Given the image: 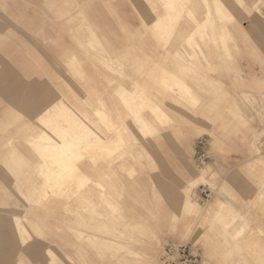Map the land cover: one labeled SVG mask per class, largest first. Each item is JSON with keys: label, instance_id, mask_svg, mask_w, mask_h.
Returning a JSON list of instances; mask_svg holds the SVG:
<instances>
[{"label": "rangeland", "instance_id": "1", "mask_svg": "<svg viewBox=\"0 0 264 264\" xmlns=\"http://www.w3.org/2000/svg\"><path fill=\"white\" fill-rule=\"evenodd\" d=\"M166 1L0 0V264H149L145 250L162 264L168 243L197 249L199 264H264V0H191L170 14L171 32ZM127 100L162 112L142 110V128ZM62 101L128 141L78 161L89 178L78 192L50 190L37 168L38 132L80 131L63 115L36 120ZM202 137L209 157L198 164ZM198 171L185 191L196 208L170 204L166 186L179 192Z\"/></svg>", "mask_w": 264, "mask_h": 264}, {"label": "crops", "instance_id": "2", "mask_svg": "<svg viewBox=\"0 0 264 264\" xmlns=\"http://www.w3.org/2000/svg\"><path fill=\"white\" fill-rule=\"evenodd\" d=\"M219 6H220V4H219ZM173 9L174 10H178V13H179L181 11H184L185 8L183 6L182 7L181 6L180 7L177 6V7H174V8L167 7V10H168V12H167L168 17L167 18L168 19L165 18L164 15H159V16H162L161 17V22L162 23L166 19L169 20V22H168L169 26L167 25L169 32H171V30L175 27V24L179 20V15L175 16V18H171L170 14H172V12H174ZM42 13L46 14L43 11H42ZM55 14L57 15V11L55 12ZM171 19H173L174 22ZM170 20H171V22H170ZM45 23H46V21L44 20V18H41V23L40 24L42 25V27L45 26ZM177 52H178V50H177ZM35 87H36V84L34 83V84H32V86H29L28 88H31V89L35 90ZM15 94H17V92ZM61 103H65V102L62 101ZM61 103L59 105H56L55 102H52L50 105L45 107L42 111H40L35 116L36 120H38L40 122H43V123H47L48 120L49 121L53 120V118L55 117L54 116L55 110L56 109L62 110ZM127 104L131 105V106L134 105L133 106L134 108L140 107L139 108L140 110L142 109L143 105H145V104H140L138 101H135V100H132V101L127 100L126 101V105ZM70 109H71V111H73L72 114L64 113V116H65V118L67 120H68V118H70L72 116H75V114H77L74 110H72V108H70ZM70 119L72 120V122L74 123L75 126H76V124L79 126L78 123L74 122V119H72V118H70ZM81 120H83V119H81ZM145 120L147 122V125L151 124V121H149L146 118H145ZM81 126H82V124H81ZM85 126H88V128H90L93 132L96 133V130L93 129L90 125L85 123ZM125 127L128 128V126H125ZM62 131H66V129H62ZM85 133H86V129L83 128L82 129V135H85ZM123 133H124L123 130H117V129H115L112 133H110L111 134L110 136H108V135L106 136L105 133L104 134H100L99 133L98 134L97 143L93 142L92 148H90L89 145H86V146L82 145V146H84V147H82L83 150H81L80 152H76L75 150H73V148H74V146H73L71 148V150H69L70 151L69 153L67 151L65 153V155L64 154L63 155L62 154H60V155L57 154L56 155L57 152L54 153L53 146H56L58 144H62L63 145V143L70 144V146H72V145H74V142H72V141L70 142V138H67V137H66V139L64 141L61 138L62 132L59 135L60 139H55V138H52L51 136H49L45 129H42L40 132H38V138L36 139V141H37V149H38V152L40 153V155H39L40 161L38 162V165H37L38 167L37 168H38V170H40V174H43V172L46 171V173L48 174L49 178L51 177L50 180H48L47 182L44 183V186H47V187L50 188V190H52L53 186L56 185L57 192H58V190H60L62 192H66V191L72 189L71 188L72 187V183H75L76 192L81 190L89 182V178H88V176L85 173H83L80 170V166L78 164V161H80L85 155H87L89 160L92 162V165H94L96 163V156L97 155H101V154H103L105 152H107L108 155H110V156L113 155V153H115V150L117 148L116 144H118V142H119V137ZM253 137L254 136H250L249 137V143L250 144L255 142V140H253L254 139ZM56 160H57V162H56ZM43 163L46 164L47 168H42L41 167V165ZM110 163H111V161H110ZM56 172L61 174V175H64L63 177H66L65 180H61L60 179L59 181H57L56 178L52 177L53 176L52 174H54ZM198 181H203V175H202V173L200 171H198L196 176H194L190 180H188L187 183L184 185V187L179 192L175 191L174 189H172L169 186H166V188H165L166 189V194H167V197H168V200H169L170 204L176 205L178 202H180V207H183L184 206V199L186 198L185 197V194H186L185 191H187L189 188H194ZM102 190L103 189H101V191ZM219 203L220 202L217 201L214 204V206L219 205ZM212 210H213V208H212ZM212 210H209V212H212ZM0 223H2V222L0 221ZM27 233H28V236H30L29 232H27ZM23 238H24V240L28 241L26 236H24ZM27 241L23 242V245H24V243L26 244ZM133 252L134 253L136 252L135 253L136 255H140V252H138L136 250H134ZM144 255H148V251L145 250ZM138 259L139 258H135L133 260V263L134 264H138L139 263Z\"/></svg>", "mask_w": 264, "mask_h": 264}, {"label": "bare ground", "instance_id": "3", "mask_svg": "<svg viewBox=\"0 0 264 264\" xmlns=\"http://www.w3.org/2000/svg\"><path fill=\"white\" fill-rule=\"evenodd\" d=\"M252 1V0H251ZM167 2V3H166ZM164 4H165V6L167 5V7H169V8H174V7H176L177 5H179L180 4V2H178V0H167ZM236 2V1H235ZM192 3V1L191 0H186L185 2H184V8L186 9V11L190 8V4ZM160 4V3H159ZM183 4V3H182ZM182 4H180V5H182ZM163 6V5H162ZM162 10V9H161ZM173 11H175L174 9H173ZM155 18H153V20H154V22H155V24L157 25V26H160L161 25V17L162 16H159L158 15V17L157 16H154ZM171 18H175V16H171ZM171 20H173V19H171ZM171 20H170V22H171ZM168 22H169V20H168ZM173 22H174V20H173ZM171 24V23H170ZM169 26V25H168ZM192 34H194V33H192ZM191 35V34H190ZM156 37V36H155ZM189 37V36H188ZM160 43V42H159ZM163 44V43H162ZM167 46V45H166ZM165 46V47H166ZM107 54V53H106ZM108 56V55H107ZM106 57V56H105ZM108 57H110V56H108ZM103 59V58H102ZM101 59V64H102V61H104V60H102ZM69 61V60H68ZM75 62V61H74ZM68 63V62H67ZM104 63V62H103ZM111 63H112V61H111ZM107 64V63H106ZM171 64V63H170ZM70 66H71V64H69ZM77 65V64H76ZM157 65V64H156ZM155 65V66H156ZM176 65L178 66L179 64H178V62L176 63ZM104 66V65H103ZM69 67V66H68ZM107 67V66H106ZM122 67V66H121ZM168 67V66H167ZM73 68V67H72ZM158 68H159V66H158ZM179 68V67H178ZM108 69V68H107ZM123 69V68H122ZM109 70H111L110 68H109ZM113 70H115V69H113ZM125 70V69H124ZM127 70V69H126ZM118 71V70H117ZM176 71H178L177 69H176ZM116 72V71H115ZM123 72H125V71H123ZM127 72V71H126ZM166 72V71H165ZM174 72H175V70H174ZM120 73V72H119ZM119 73H117V75L119 74ZM156 73V72H155ZM124 74V73H123ZM184 74V73H183ZM180 76V75H179ZM121 77V76H120ZM179 79V78H178ZM130 83V82H129ZM153 83V82H152ZM179 83V82H178ZM106 84V83H105ZM118 84V83H117ZM107 85H108V83H107ZM106 85V86H107ZM142 85V84H141ZM110 86V85H109ZM109 86H107V87H109ZM156 86V85H155ZM200 86V85H199ZM112 87V86H111ZM114 87V86H113ZM182 87H183V85L181 86V88L180 89H182ZM110 89V88H109ZM184 89H185V93L188 91V90H186V88L184 87ZM112 89H110V91H111ZM181 91V90H180ZM182 92V91H181ZM127 93H128V91H127ZM188 93V92H187ZM186 93V94H187ZM122 94V93H121ZM123 94H126V93H123ZM121 96H123V95H121ZM124 96H126V95H124ZM128 96V95H127ZM151 96H153V94L151 95ZM120 97V96H119ZM154 97V96H153ZM152 97V98H153ZM124 98V97H123ZM122 98V99H123ZM151 98V97H150ZM156 98V97H155ZM159 98V97H158ZM125 99V98H124ZM127 99V98H126ZM160 99V98H159ZM179 99V98H178ZM88 100V99H87ZM121 100V99H120ZM125 101V100H124ZM159 101V100H158ZM88 102H90V100H88ZM122 103H125V102H122ZM159 103V102H158ZM91 104V103H90ZM96 104V103H95ZM97 104L99 105V102H97ZM124 105V104H123ZM158 104L156 103V107H153V105H152V102L150 101V102H147V103H145V105H143V107H142V109L141 110H153V113H154V111L155 110H162V106L161 107H159V106H157ZM160 105H161V103H160ZM61 108H62V110H59V109H56L55 110V112H54V116H56V117H58V116H61V115H63L64 116V113H66V114H72L73 113V111H71V109L67 106V104H65V103H61ZM100 106V105H99ZM134 106V105H133ZM133 106H131V105H126V103H125V109H126V111H127V115L129 114V115H132V117L134 118V122L136 121L139 125H140V127H142V128H144V127H147L148 125H147V122H146V120H145V118L140 114L141 113V110L139 109L140 107H136V108H134ZM102 107V106H101ZM124 107V106H123ZM146 108H148V109H146ZM137 109V110H136ZM136 110V111H135ZM62 111V112H61ZM68 111V112H67ZM96 111V110H95ZM136 112V113H135ZM162 112V111H161ZM172 112V111H171ZM97 114H98V112H96ZM96 113H95V115H96ZM156 113V112H155ZM151 114V113H150ZM162 114V113H161ZM164 114V113H163ZM162 114V115H163ZM99 116V115H98ZM158 116V115H157ZM131 117V116H130ZM131 117V118H132ZM152 117H153V115H152ZM164 117V115L162 116V118ZM55 118V117H54ZM70 118H72V119H74V122L75 123H78L79 124V126L78 127H80L79 129H80V131H79V133H77V135H75V136H71L70 137V142L72 141V142H74V145H72V146H70V144H66V143H63V145L62 144H58V145H56V146H53V150H54V153H56V155L58 154V155H60V154H64L65 155V153L68 151V153L70 152L69 150H71V148L74 146V148H73V150H75L76 152H80L81 150H83L82 149V147H84V146H82V145H89L90 146V148H92V144H93V142H96L97 143V140H98V134L100 133L101 134V131L100 132H98L97 130H96V133L95 132H93L90 128H88V126H85V120L83 121V120H81L82 118H81V116H79V115H77V114H75V116H72V117H70ZM97 118V117H96ZM154 118V117H153ZM98 119V118H97ZM99 119H100V117H99ZM98 119V120H99ZM101 119H103V118H101ZM101 119H100V121H101ZM108 119H110V118H108ZM87 121V120H86ZM107 121V120H106ZM105 121V122H106ZM84 122V123H83ZM81 124H82V126H81ZM93 124V123H92ZM77 125V124H76ZM95 126H97V124L95 125ZM138 126V125H137ZM139 127V128H140ZM83 128H85L86 129V133H85V135H82V129ZM109 128H112V127H109ZM139 128H137V129H139ZM78 129V130H79ZM101 129V128H100ZM128 128L127 127H124V130H127ZM141 129V128H140ZM99 130V129H98ZM106 130H108V128L106 129ZM112 130V129H111ZM139 131H142V130H139ZM148 131V130H147ZM142 132H144V131H142ZM150 132V131H149ZM73 133V132H72ZM110 133V132H109ZM112 133V132H111ZM48 134V133H47ZM74 134V133H73ZM72 134V135H73ZM124 135V134H123ZM131 135V134H130ZM127 137V136H126ZM131 137H132V135H131ZM130 137V138H131ZM61 138L65 141V139H66V134L64 133V131H62V135H61ZM129 138V137H128ZM127 138V139H128ZM135 138V137H134ZM134 138H132L134 141H136V139H134ZM254 138V137H253ZM129 140V139H128ZM254 140V139H253ZM68 141V140H67ZM124 141L125 142H128V141H126V140H124V137L121 135L120 137H119V142H118V144H116V146L118 147V146H120L122 143H123V145L124 144H126V143H124ZM142 141V140H141ZM78 142V143H77ZM132 143V142H131ZM136 143V142H135ZM138 144H139V142H137ZM136 143V144H137ZM123 145L121 146V147H123ZM127 145V144H126ZM133 145V144H132ZM140 146H142V145H140ZM128 147H130V146H128ZM125 148V147H124ZM132 148H133V146H132ZM144 149V148H143ZM128 150H130V149H128ZM127 150V151H128ZM139 150V149H138ZM138 150H137V152H138ZM142 151V150H141ZM130 152V151H129ZM140 152V151H139ZM141 153V152H140ZM145 153V152H144ZM143 155V154H142ZM47 158V157H46ZM56 162H57V160H56ZM41 165V164H40ZM14 167V166H13ZM41 167L42 168H47V166H46V164L45 163H43L42 165H41ZM63 168V167H62ZM10 171V170H9ZM19 171V170H18ZM39 172H40V170H39ZM43 176V183H45V182H47L48 180H50L51 179V177L49 178V176H48V174L46 173V171H44L43 172V174H42ZM53 176L52 177H54V178H56V180L57 181H59L60 179L61 180H65V178L66 177H63L64 175H61V174H59V173H54V174H52ZM113 176V175H112ZM111 176V177H112ZM122 183V182H121ZM37 192H39V191H37ZM35 193V192H34ZM41 193V192H40ZM44 193V192H43ZM88 193V192H87ZM34 195V194H33ZM35 195H37V194H35ZM100 196H103V199L105 198V196L104 195H106V193L102 190V191H100V194H99ZM42 196V195H41ZM89 196V195H88ZM116 196V195H115ZM43 197V196H42ZM77 198H78V196H77ZM87 198V197H86ZM98 198H101V197H98ZM107 198V197H106ZM105 198V199H106ZM110 198V197H109ZM109 198H108V200H109ZM39 199V198H38ZM85 200V199H84ZM88 200V199H87ZM85 202H87V201H85ZM98 202V201H97ZM107 202V201H106ZM109 203H110V201H108ZM113 202V201H112ZM111 202V203H112ZM84 202H82V204H83ZM85 204H90V203H85ZM113 204V203H112ZM184 204L186 205V206H188L189 208H191V210H193V209H195L196 207L193 205V203L191 202V200H188L187 198H185L184 199ZM101 205V204H100ZM105 205V204H104ZM117 205V204H116ZM87 206V205H86ZM103 206V205H102ZM113 207H114V204L112 205ZM85 207V206H84ZM92 207V205L90 206V208ZM83 208V207H82ZM85 208H87V207H85ZM116 208V207H115ZM114 208V209H115ZM215 209V206H213V210ZM82 210V209H81ZM93 210H94V208H93ZM109 210H111V209H109ZM116 210H117V208H116ZM115 210V211H116ZM212 210V211H213ZM74 211V210H73ZM75 212V211H74ZM82 212V211H81ZM73 213V212H72ZM77 215H78V213H77ZM7 216V215H6ZM110 216H111V213H110ZM75 227V226H74ZM104 227V226H103ZM102 229H104V228H102ZM80 232H83V231H80ZM73 233V232H72ZM86 233V232H85ZM27 240H25L24 242H26ZM156 248V247H155ZM136 253V252H135ZM50 256V255H49ZM153 258V257H152ZM218 258V257H217ZM224 258H226V262H227V257H224ZM145 261H147L149 264H150V257H149V254L148 255H145ZM220 261V260H219ZM214 263V262H213ZM144 264V263H143ZM146 264V263H145ZM153 264V263H152ZM220 264H222L221 262H220ZM227 264V263H226Z\"/></svg>", "mask_w": 264, "mask_h": 264}, {"label": "built area", "instance_id": "4", "mask_svg": "<svg viewBox=\"0 0 264 264\" xmlns=\"http://www.w3.org/2000/svg\"><path fill=\"white\" fill-rule=\"evenodd\" d=\"M208 140L199 138L195 144V161L204 164L208 159ZM211 190L202 186L195 194L196 201L204 204L211 198ZM162 264H199L201 256L198 250L187 243H168L162 247L160 254Z\"/></svg>", "mask_w": 264, "mask_h": 264}]
</instances>
